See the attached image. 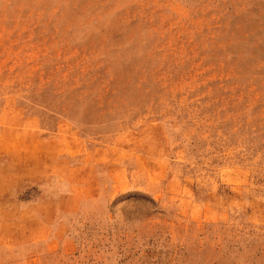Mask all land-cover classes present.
<instances>
[{
    "label": "rangeland",
    "instance_id": "obj_1",
    "mask_svg": "<svg viewBox=\"0 0 264 264\" xmlns=\"http://www.w3.org/2000/svg\"><path fill=\"white\" fill-rule=\"evenodd\" d=\"M0 264H264V0H0Z\"/></svg>",
    "mask_w": 264,
    "mask_h": 264
}]
</instances>
